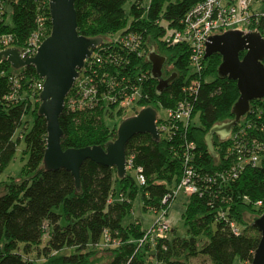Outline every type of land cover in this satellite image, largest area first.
Wrapping results in <instances>:
<instances>
[{"label": "trees", "instance_id": "1", "mask_svg": "<svg viewBox=\"0 0 264 264\" xmlns=\"http://www.w3.org/2000/svg\"><path fill=\"white\" fill-rule=\"evenodd\" d=\"M204 0H76L77 30L88 38L101 37V45L108 46V38L134 32L140 35L144 54L137 57L119 51L121 62L98 70L100 83L96 103L80 107L70 100L78 97L73 87L65 98L59 125L63 132L61 146L84 148L102 146L117 137V120L122 109L109 100L107 85L111 79L122 88L137 87L141 98L137 109L151 107L168 110L183 97L182 86L190 72L189 48L185 44L167 46L162 41L166 29L179 28L186 13ZM129 2L128 10L125 4ZM11 21L0 23V33H12L14 46H23L36 27L39 16L46 17L51 29L47 0H7ZM154 51L165 58L170 70L165 79L175 74L165 91H156L157 80L151 77L149 54ZM244 54H241L243 57ZM221 56L205 59L202 84L189 126L176 134L161 136L155 141L149 134L133 136L126 145L127 169L118 178L115 168L86 161L80 169V189L77 190L70 172L65 169L46 170L43 156L46 148V122L38 115L40 102L33 85L40 81L33 66L15 70L7 61L0 63V174L13 159L21 141L26 144L27 161L20 179L0 183V264H97L98 251L106 250L109 259L103 264H148L152 257L157 264H188L191 257L202 254L211 264H250L260 240V233L245 219L254 220L264 211V100L250 103V112L240 120H250L247 131L249 146L258 147L262 159L257 166H247L236 181L224 186L213 185L205 194L186 196L182 213L186 235L173 234L157 243L139 244L145 229L142 219L134 218L123 224L133 211L139 197L144 213H155L167 205L163 198L180 180L184 169V154L190 150V164L196 171L215 175L227 162L229 140L215 135L214 152L206 143V135L215 124L234 119L232 108L239 97L236 82L218 75ZM164 64V65H165ZM22 77L14 99L9 79ZM123 77V79H121ZM119 84V83H118ZM120 85V84H119ZM120 89V88H119ZM119 89L112 92L117 95ZM133 89V88H132ZM78 101V100H77ZM36 102V103H34ZM34 105V106H33ZM32 106V107H31ZM263 114L261 119L256 114ZM198 121V124L196 123ZM236 125L233 130L239 129ZM255 140V141H254ZM142 168L145 184L135 178V170ZM261 202V206L257 203ZM62 208V214L56 209ZM227 212L239 233L220 217ZM65 223L62 224L61 220ZM136 219V221H135ZM110 245L102 247L106 237ZM115 242V243H114ZM37 251L36 258H30ZM64 251H70L65 253Z\"/></svg>", "mask_w": 264, "mask_h": 264}, {"label": "water", "instance_id": "2", "mask_svg": "<svg viewBox=\"0 0 264 264\" xmlns=\"http://www.w3.org/2000/svg\"><path fill=\"white\" fill-rule=\"evenodd\" d=\"M75 1H49L50 34L40 44L35 56L23 60L17 48H8L0 51V63L7 61L15 70L33 66L43 80V88L38 95V115L44 118L47 131L43 164L49 171L65 169L70 172L79 190L80 169L86 161L115 168L118 178H124L127 173L125 149L129 140L138 134H149L159 141L160 134L156 127V110L146 107L124 118L118 125L116 139L105 147L62 148L63 132L59 119L65 98L80 76L85 60L102 43L101 37L88 38L78 33ZM214 54L221 56L218 75L236 82L239 97L232 108L234 119L215 124L207 133L205 139L211 152H214L212 140L215 135L224 140L249 111L250 103L264 100V39L258 32L227 31L211 36L206 43L205 59ZM241 54H244L243 57ZM148 60L151 77L158 82L156 91L161 94L175 74L163 78L165 58L154 51L149 54ZM252 226L260 233V240L250 264H264V212L255 218Z\"/></svg>", "mask_w": 264, "mask_h": 264}, {"label": "built area", "instance_id": "3", "mask_svg": "<svg viewBox=\"0 0 264 264\" xmlns=\"http://www.w3.org/2000/svg\"><path fill=\"white\" fill-rule=\"evenodd\" d=\"M49 1L47 0L48 5ZM261 5L264 6V0H204L194 5L186 13L180 22L179 28L166 29L161 38L165 45L185 44L188 46L190 72L187 76V82L182 86L183 97L181 100L173 108L165 110V118H160L157 115L156 127L160 138L162 135L170 137L176 134L178 130L186 129L189 126L194 110V102L202 84L201 76L205 67L206 43L211 36L220 35L231 30H240L247 33L258 32L264 39V11L257 8V6ZM6 12L7 0H0V23L7 21ZM49 34L46 17L39 16L36 20L35 29L20 48L14 46L16 41L14 34L9 32L0 33V51L8 48H17L20 57L25 60L27 57L30 58L36 55L38 47ZM103 43H108L109 45L102 46L100 44L95 47L91 56L85 60L84 66L80 70V76L74 82L73 87H75L78 101L71 99L72 106L76 102L82 107L89 104L92 105L98 101L99 84L104 83L105 79L102 77V79L97 81L96 77L93 76H98L100 68L119 64L121 59L119 61L117 59L120 58V50L128 54H135L138 58L144 54L142 39L140 35L134 32H128L125 35L117 34ZM21 80L22 77L18 75L10 77L9 82L12 86V93L8 99L15 98L20 88ZM32 88L39 95L43 88V80L40 79ZM107 88L110 96L109 100L114 104H118L122 112L125 113L127 108L131 106L134 111L137 109V102L142 96L139 88L131 87V90L128 91L125 88L123 89L121 83L116 79H111V83H108ZM117 89H119V94H121L119 99L117 95L112 94ZM37 100L39 101V98ZM250 112L252 110L249 109L246 115ZM256 115L257 119H261L263 116L261 112ZM240 120L236 125L240 124ZM240 125L241 127L235 131L233 130L235 126H233L230 134L222 140H229L227 157L230 160L227 162L226 167L215 175L198 172L192 167L190 162L193 156L190 150H193L195 145L193 143L187 145L186 149L188 151L184 154L183 174L163 198L162 203L167 205V208H162L155 212L156 218L152 226L149 229H145L139 241L140 245L146 243L154 244L168 238L170 231L169 210L179 194L183 193L185 196L199 195L202 197L207 188L213 185L224 186L232 183L237 180L245 167L257 166L260 163L262 155L257 153L258 147L253 148L246 144L248 139L245 128L249 130L252 127L251 121H242ZM129 168H131V162H129V166L127 165V169ZM135 178L140 185L145 184L142 168L139 167L135 170ZM257 205L261 206V202H258ZM220 217L227 221V212H221ZM228 223L236 234L239 233L233 222L230 221ZM110 243L111 240L107 236L105 245L109 246Z\"/></svg>", "mask_w": 264, "mask_h": 264}, {"label": "rangeland", "instance_id": "4", "mask_svg": "<svg viewBox=\"0 0 264 264\" xmlns=\"http://www.w3.org/2000/svg\"><path fill=\"white\" fill-rule=\"evenodd\" d=\"M147 1L148 0H145V2ZM124 7L126 10H128L129 2H127ZM257 8L259 10L264 11V6L262 5L257 6ZM8 11H9V14H8L7 21L10 22L11 21L10 8H8ZM170 68L171 67L166 64L163 65V68H162L163 77H164V74L167 73V70H170ZM131 115H134V110L132 109V106L127 108L125 113L122 112L121 117L116 121L117 124L119 125L124 118L131 116ZM157 115L160 118H165L166 111L162 108H159L157 111ZM196 123L198 124L197 120H196ZM27 158H28V153L26 151V144L24 141H21L17 147L16 153L13 159L7 165L5 170L0 174V183L9 182L11 179H20L22 175V170L27 161ZM186 199H187L186 196L183 193H181L178 195V197L176 198V200L173 202L172 206L170 207V210H169L170 231L168 233L169 238H171V236L174 233L179 236L186 235V228L184 227L183 220H182V213L184 212V209H185ZM56 212L62 214V208L56 209ZM137 217H140L142 219L143 229H149L152 226L156 218V213H152V212L144 213L142 211V204H141L139 197L134 201L132 214L123 220V224H127L129 221L132 222L134 221V218H137ZM245 219L246 221L251 223L254 221V216L253 214H246ZM61 223L62 224L65 223L64 219L61 220ZM102 247L107 248L108 246H106L105 243H103ZM64 252L69 253L70 251H64ZM36 255H37V251H32L30 254V258H36ZM95 257L98 258L97 264H103L108 261L109 253H107L106 250L98 251ZM148 262H149L148 264H157L152 257H149ZM188 264H211V262L208 257L202 254H198L194 257H191L188 261Z\"/></svg>", "mask_w": 264, "mask_h": 264}]
</instances>
